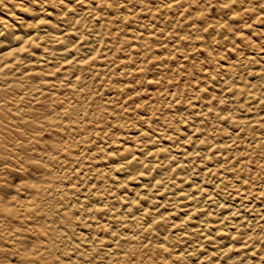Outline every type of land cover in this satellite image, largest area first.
I'll list each match as a JSON object with an SVG mask.
<instances>
[{"label": "bare ground", "instance_id": "bare-ground-1", "mask_svg": "<svg viewBox=\"0 0 264 264\" xmlns=\"http://www.w3.org/2000/svg\"><path fill=\"white\" fill-rule=\"evenodd\" d=\"M71 1L28 0L18 16L0 5V91H13L10 100L0 96V116L21 114L13 147L31 145L44 157L37 164L41 179L21 183L33 192L27 197L40 192L41 203L57 200L54 206L64 216L60 228L51 224L52 236L36 251L17 256L23 264H264V59L249 68L246 84H237L240 76L229 64L207 73L213 103L206 100L212 95L193 94L191 102L186 98L169 111L166 103L180 101L171 99L175 88L160 86L145 99L126 102L127 95L109 91L110 100L129 114L125 131L110 133L84 100L108 89L123 59L114 57L117 46H109L101 21L93 22L98 2L88 11V5ZM120 17H126L123 11ZM30 61L38 66L24 68ZM34 75H44L39 82L63 87L68 96L44 113L45 94L34 92ZM29 99L34 105L25 106ZM141 103L144 109L136 111ZM195 104L194 111L184 110ZM236 110L244 113L231 115ZM192 113L197 117L189 121ZM46 127L61 137L40 141ZM114 134L124 135L120 140ZM74 145L80 148L72 154ZM0 211L11 210L0 202Z\"/></svg>", "mask_w": 264, "mask_h": 264}, {"label": "rangeland", "instance_id": "rangeland-1", "mask_svg": "<svg viewBox=\"0 0 264 264\" xmlns=\"http://www.w3.org/2000/svg\"><path fill=\"white\" fill-rule=\"evenodd\" d=\"M96 1L98 5L95 9L98 10V16L93 22L101 21V31L110 47L117 46L114 57H122L120 66L124 67L119 75L112 74L108 89L93 92L92 97L84 100V103L88 106V110L97 111L100 127H107L110 133L122 132L123 124L129 114L128 110L121 109L122 105H115V102L110 100L109 91L119 92V97L127 95L126 102L129 98L145 99L148 91L160 86H163L164 91L175 88L171 99H180L179 103L176 105L166 103L165 107L173 111L181 105L182 100L187 98V103L191 102L189 97L193 94L201 97L212 95L213 84L211 81L206 84L208 80L206 74L218 72L220 65H231L229 68L233 71V75L240 76L236 77L237 84L248 83L250 74L247 71L252 65L245 70L246 65H241L240 59L259 52L260 48L256 46L258 43L264 47V43H261L264 41V18L258 16L255 10L238 14L246 7L247 0H232L230 4H225L222 0H191L190 5L187 0H179L177 4L167 6V9L164 0H122L118 4L116 2L119 0H105L104 3H101V0H94L93 6ZM3 2L8 8L13 9V14L16 16L20 14L23 4L30 5L28 0H23V4L20 0H3ZM50 2L53 3L54 0ZM66 2L74 3L71 0ZM254 3L260 4V0H254ZM122 11L126 17L120 20ZM260 11L264 12V8ZM0 15L4 16V13L0 12ZM6 18L8 22L13 21L12 18L7 16ZM225 49L230 55L218 57V54ZM36 66H38L36 62L30 61L24 68ZM117 68L112 71H120ZM52 75L49 77H55V74ZM40 76H31V86L35 87L34 92L44 91L45 95L41 99L44 107L41 110L45 113L50 104L55 103L52 105L55 106L63 102L68 94L62 95L60 91H65L63 87H55L54 84L50 86L46 81L39 82ZM16 77H13L14 83H19ZM34 79L38 82H33ZM70 79L67 76L63 81ZM133 88H138L139 91L133 92L135 94L130 96L128 93ZM141 88L143 90H140ZM240 88L244 92L247 89L245 86ZM18 91L19 89L15 94ZM12 92L9 89H1L0 96L8 95L10 100L13 98ZM51 92L54 96L49 95ZM165 98L167 101L170 99ZM215 99L216 97L213 96L206 100L213 103ZM145 104L138 105L136 111H142ZM24 105L32 106L34 103L29 99ZM196 106L197 104L186 106L184 110L194 111ZM242 113L244 110H236L231 115L234 114L236 117ZM190 115L189 121L197 117L194 113ZM20 117L21 114L13 111H7L5 115L0 116V159L6 163L22 149V147L14 148L12 145L13 139L19 138L14 130L19 124ZM63 118L67 119L70 116ZM79 124L73 122L74 126ZM79 130L83 131L84 128ZM123 135L116 134L114 137L121 140ZM60 137L53 128L46 127L38 133L40 141L49 143L57 141ZM92 145L94 144L86 146L90 148ZM79 148L78 145H74L69 150L71 149L70 152L75 154ZM40 158L42 163L44 157L40 154L36 153L32 157L33 160ZM39 168L37 164H34L32 169H19L13 164H7L0 169V202H4L11 210L7 214L5 211H0V245L7 250L0 253V259H10L12 264H23L22 259L17 256L18 252L24 249L36 251L42 240L52 236L53 230L50 228L52 223L59 228L64 223V216L57 211V206H54L57 200L41 203L36 199L43 197L40 192L35 194L34 199L26 195L27 192H32L31 188L29 187L30 191L26 192L27 187H22V182L28 181L35 185L38 179H41ZM24 204L30 207L27 211L23 210ZM15 234L16 238L12 239Z\"/></svg>", "mask_w": 264, "mask_h": 264}, {"label": "clouds", "instance_id": "clouds-1", "mask_svg": "<svg viewBox=\"0 0 264 264\" xmlns=\"http://www.w3.org/2000/svg\"><path fill=\"white\" fill-rule=\"evenodd\" d=\"M34 2L39 4L41 0H34ZM43 2L48 3L50 2V0H43ZM57 2L60 4H65L66 0H57ZM104 2L105 0H101V3H104ZM222 2L225 4H230L232 0H222ZM2 3H3V0H0V4ZM20 3L23 4V0H20ZM75 3H76V7L77 5L79 6L88 5L89 6L88 11L93 10L94 0H75ZM187 3L188 5H190L191 0H187ZM69 7L71 6L69 5ZM261 8H264V0H260V4L254 3V0H247L246 7L240 10L238 14H242L243 12L255 10L258 16H260L261 18H264V12L260 11ZM165 9H167V2H165ZM177 9L179 10V5H177ZM261 43H264V41H261ZM256 46L257 48H260L259 52L253 55L243 56V58L240 59L241 65H246L245 70H247V67H250L253 64H258L260 62V59H264V47H261L260 43H258ZM228 55H230V53L228 52L227 49H225L223 52L218 54V57L228 56ZM260 75L262 78H264V69H261ZM261 94L264 95V93H261ZM35 155H36L35 149L32 148L31 145H29L28 147H22L21 152L13 155L11 160L7 161V163L3 159H0V169L6 167L7 164H13L15 167L19 169H27V168L32 169V166L34 164H39L41 163V160H42V158L33 160L32 157ZM25 165H27V168H25ZM226 192H227V189H225V193ZM262 231H264V229H262ZM6 251L7 250L2 245H0V253H4ZM0 264H12V261L10 259H0Z\"/></svg>", "mask_w": 264, "mask_h": 264}]
</instances>
